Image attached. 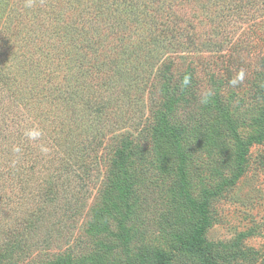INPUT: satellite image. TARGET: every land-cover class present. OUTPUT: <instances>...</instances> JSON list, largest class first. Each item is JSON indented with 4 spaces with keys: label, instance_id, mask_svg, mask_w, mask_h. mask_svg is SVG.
Masks as SVG:
<instances>
[{
    "label": "rangeland",
    "instance_id": "rangeland-1",
    "mask_svg": "<svg viewBox=\"0 0 264 264\" xmlns=\"http://www.w3.org/2000/svg\"><path fill=\"white\" fill-rule=\"evenodd\" d=\"M109 2L0 0V264H201L180 244L203 205L213 262L264 264V0ZM189 66L182 168L150 123L162 69ZM207 94L237 135L195 116ZM123 138L143 149L131 192Z\"/></svg>",
    "mask_w": 264,
    "mask_h": 264
},
{
    "label": "trees",
    "instance_id": "trees-1",
    "mask_svg": "<svg viewBox=\"0 0 264 264\" xmlns=\"http://www.w3.org/2000/svg\"><path fill=\"white\" fill-rule=\"evenodd\" d=\"M104 1L106 2L107 6L111 5L109 0ZM166 69L167 68L162 69V71L160 72L159 79H163L164 82L162 83V85H160L159 97L155 99L153 105L156 111L153 113L154 120L150 123V125L153 127V131L159 134L160 137L163 136L167 140L170 147L176 151V153L182 159L181 167L183 168L186 167L190 158L189 156L192 151L195 150V147L192 146L191 140L188 139V135L190 133V131H188V127H186L184 124L175 125L172 122L171 118L176 115V111L178 109L177 105L180 101L184 103L188 102V100L186 99L188 95L196 94L194 89L196 88V86L194 87L195 82L193 81L194 78H192L194 77V68H191L189 66L185 70L183 75L180 76L178 83L179 85L177 84V82L173 83L170 81L169 78L174 77L173 74L170 75L171 69ZM226 72L227 71H224L223 76L226 74ZM219 76L221 78H217L216 74H212L209 77V81L215 84L220 83L221 85L227 82L222 78V75ZM226 79L231 80L228 75ZM220 97L221 96L218 97V95L214 96L207 94L204 98L205 111L202 112L203 114L196 113L195 116L202 119L211 117L212 119L209 120V124H212V127L217 130L216 133H218L221 137H225L226 128L228 129L231 126L232 128L230 130V135H237L235 127L230 124L231 117L229 116V112L225 109L226 107L222 105V99ZM99 110L102 109L97 108L95 111L94 107L91 109L92 114H95V116L97 117L101 113ZM205 133L209 135V133H207L206 131ZM158 138V135L156 137H153L152 143L154 145V151L160 149ZM123 143H125V145H122V150L117 152L118 154H120V162L121 164H123V170L121 171L123 172V175L118 179L117 186L125 190L126 192H131L132 187L134 186V180L136 181L135 178L137 175L135 172H131L132 170H135V162L133 161L132 163H130V161L133 160L131 158H133V156L135 155L138 157V159H140V154L143 152V149L140 150L138 145H134V143H131L132 145H130L127 138L122 139L121 144ZM201 147L205 148L206 145L203 143L201 144L200 148ZM86 148H88V145L86 146ZM128 159L130 160L127 161ZM82 166H85V164L82 163ZM199 213L201 216L200 225L196 226V229L194 230L193 236L191 238L181 241L180 248H183L184 250H187L188 252L199 256L201 264H216L215 262H213L212 250L205 244V240L203 238L204 234L206 233V226L204 225V223L207 222V214L204 205L199 208ZM170 262L171 259H164L163 257H161L157 264H170Z\"/></svg>",
    "mask_w": 264,
    "mask_h": 264
},
{
    "label": "clouds",
    "instance_id": "clouds-1",
    "mask_svg": "<svg viewBox=\"0 0 264 264\" xmlns=\"http://www.w3.org/2000/svg\"><path fill=\"white\" fill-rule=\"evenodd\" d=\"M28 136H29L30 139H38L39 136H40V133L39 132H36V131H30L28 133ZM41 150L42 151H47V149L44 148V147H42Z\"/></svg>",
    "mask_w": 264,
    "mask_h": 264
}]
</instances>
